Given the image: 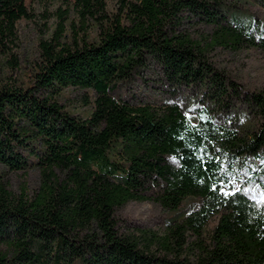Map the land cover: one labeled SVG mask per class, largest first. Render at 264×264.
<instances>
[{
  "label": "trees",
  "instance_id": "1",
  "mask_svg": "<svg viewBox=\"0 0 264 264\" xmlns=\"http://www.w3.org/2000/svg\"><path fill=\"white\" fill-rule=\"evenodd\" d=\"M114 1L109 12L105 0H71L93 35L68 40L58 23L23 79L9 43L27 2L0 0V264H264V195L222 190L228 165L243 154L261 156L264 174V89L243 90L207 57L215 46L264 47V30L231 13L240 0ZM192 20L211 30L193 37L185 28ZM151 63L173 84L199 85L221 108L243 102L258 127L241 132L207 107L193 122L176 104L132 106L112 94ZM70 87L93 90L87 116L60 102ZM31 168L33 193L13 192L5 174ZM150 190L172 213L186 197L199 202L163 232H120L116 208Z\"/></svg>",
  "mask_w": 264,
  "mask_h": 264
},
{
  "label": "rangeland",
  "instance_id": "2",
  "mask_svg": "<svg viewBox=\"0 0 264 264\" xmlns=\"http://www.w3.org/2000/svg\"><path fill=\"white\" fill-rule=\"evenodd\" d=\"M105 1L107 11L116 10L114 0ZM26 2L29 15L17 21L16 38L12 44L9 43L12 53L9 57L14 56L22 67L25 65L24 74L21 73L23 79L27 78L26 68L29 61L38 53V42L49 39L56 31L58 23H63L68 40L74 35L83 37L86 35L84 32L89 31L92 35L94 33L90 18L87 19V26L82 27L79 7L71 0H26ZM234 3L236 6L231 13H234L237 19L247 23L252 22L254 30L258 28L264 30V0H240ZM185 28L195 38H203L211 30L210 25L197 20L187 22ZM207 57L216 69L236 81L243 90L264 89V47L261 44H244L235 49L215 46L208 51ZM8 69L12 75H16L13 67ZM112 94L132 106L147 104L162 110L171 104H176L193 122L198 118V109L207 107L218 122L231 123L241 132L256 129L259 124L257 114L248 111L243 102L235 101L229 110L221 108L206 98L199 85L192 83L177 85L167 80L156 63H151L129 78L119 81ZM85 97L92 101L93 90L70 87L64 90L60 102L65 108L84 117L90 110V104L85 103ZM262 168L261 156L243 154L238 162L231 167L228 165V179L223 183L222 190L227 192L240 189L254 200L261 201L264 195L261 186L264 181ZM5 176L6 183L15 193L23 190L27 195H31L38 183V172L33 168L7 173ZM153 193V190H150L147 192V198L129 200L116 208L115 217L120 232H133L137 227L163 232L171 216L186 214L199 202L196 198L186 197L179 211L172 213L153 199ZM216 222L217 216H213L205 226V234ZM189 257L193 258V255Z\"/></svg>",
  "mask_w": 264,
  "mask_h": 264
},
{
  "label": "snow or ice",
  "instance_id": "3",
  "mask_svg": "<svg viewBox=\"0 0 264 264\" xmlns=\"http://www.w3.org/2000/svg\"><path fill=\"white\" fill-rule=\"evenodd\" d=\"M226 195H227V193H226Z\"/></svg>",
  "mask_w": 264,
  "mask_h": 264
}]
</instances>
